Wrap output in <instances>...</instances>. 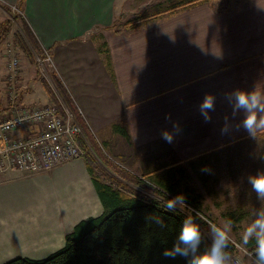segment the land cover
<instances>
[{"label": "crops", "instance_id": "obj_1", "mask_svg": "<svg viewBox=\"0 0 264 264\" xmlns=\"http://www.w3.org/2000/svg\"><path fill=\"white\" fill-rule=\"evenodd\" d=\"M124 1L0 0L19 4L103 155L126 172L151 176L171 161L251 138L237 131L243 114L233 115L224 94L264 91V0L199 3L116 32ZM21 91L13 90L21 104L40 105ZM205 93L216 96L210 123L197 109ZM40 100L46 105L50 98L46 93ZM165 114L183 129L172 144L160 137L161 129L172 130ZM102 212L83 158L49 172L0 173V264L46 258L63 247L77 223Z\"/></svg>", "mask_w": 264, "mask_h": 264}, {"label": "rangeland", "instance_id": "obj_2", "mask_svg": "<svg viewBox=\"0 0 264 264\" xmlns=\"http://www.w3.org/2000/svg\"><path fill=\"white\" fill-rule=\"evenodd\" d=\"M211 1H213V5L225 3L222 5L223 7L233 3V0H210L207 2ZM166 4H168L166 0H125L118 11V21L114 25V29L122 30L121 26L126 20L132 19L142 12L151 15L156 9L162 10L167 6ZM17 10L21 11L19 4L7 6L0 2V23H5V21L9 23L8 34L0 42L1 108L5 109L9 106L10 92L13 90L16 92L17 87L22 90L20 94L29 92L33 94V98L39 99V106L43 103L40 99L47 93V89L54 90L53 94L55 92L57 95L54 97L59 98L63 103L62 92L57 88L55 82L58 80L61 87L63 89L64 87L54 72L52 57L50 56L48 63H43L42 66L39 64L38 59L41 55L34 51L33 46L25 37L24 30L29 33L30 31ZM157 17L155 15L152 19ZM1 28L4 30V27H0V31ZM13 60L17 61L15 66L17 75L11 79ZM50 64L52 65L50 66ZM25 82L30 83V90L24 87ZM30 97L28 96L29 99ZM19 98L22 100L21 95ZM52 103L54 102L50 100L46 105ZM10 116L11 110L8 116H0V121L8 119ZM29 132V128H25L24 131H18L17 134L23 136ZM90 138L83 136L87 154L80 147L82 152L80 158L87 159L86 161L95 170L101 181L127 194L129 192L125 188L131 189L135 193H140L146 200L154 199L164 207H166L168 196L170 199L176 194L182 193L186 198L185 206L187 207L178 205L175 209L176 212L183 216H191L198 224L203 236L210 242L212 238L211 226L213 224L223 226L226 221L230 220V242L226 252L237 257L242 264H256L241 237L244 229L255 219L256 213L264 209V200L257 198L247 182L249 174L255 173L257 170H264V131L255 138L241 140L225 149L205 152L200 156H193L182 161H171L167 164L169 166L163 165L161 168L158 167V169L150 171L151 176L140 174V177L123 171V169L125 175L114 170L113 165L115 164L103 155L96 141L99 138L92 137V135ZM89 139L93 141L94 148ZM105 152L110 156L107 150ZM108 162L112 165H109ZM204 166L211 168V173L202 172L201 169ZM172 173H174L173 176H171ZM132 177L141 180L145 185L138 187L139 184L137 185ZM160 181H168L169 184H173L174 193L166 194L162 186L158 184ZM24 187L19 186V188Z\"/></svg>", "mask_w": 264, "mask_h": 264}, {"label": "trees", "instance_id": "obj_3", "mask_svg": "<svg viewBox=\"0 0 264 264\" xmlns=\"http://www.w3.org/2000/svg\"><path fill=\"white\" fill-rule=\"evenodd\" d=\"M207 1L210 0H166L168 4L162 10L156 9L151 15L144 12L139 13L132 19L126 20L121 28H123L122 30H132L139 24L154 18L155 15L159 18L161 15L173 14L177 10L187 9V7ZM8 24V21L0 23V27H4V30L1 28L0 31V42L8 34ZM24 35L33 46L34 51L42 57L43 51L40 50L33 36L27 30H24ZM55 83L62 92L65 105L74 114L81 128L82 137L78 138V142L87 154L82 138L83 136L90 138L91 134L59 81L57 80ZM49 93L52 95L50 96ZM47 95L52 102L58 104L52 89H47ZM16 101L17 103L21 102L19 96ZM10 110V106L4 109L0 105V116H8ZM90 139L89 142L94 148L93 141ZM86 160L84 159V162L101 203L102 214L97 218H89L77 223L72 231L65 235L63 247L46 258L40 260L14 258L4 264H187V258L177 256L175 259H169L162 255L163 249L171 248L176 242L179 227L187 216H183L175 210L169 211L154 199L146 200L140 193H135L131 189L125 188L129 192L127 194L101 181ZM108 163L112 165L110 162ZM113 166L114 170L125 175L124 170ZM173 175L174 173L171 174V176ZM133 179L137 185L139 184L138 187L145 185L141 180ZM158 184L162 186L166 194L174 193L173 184H169L168 181H160ZM154 192L158 194L155 190ZM158 220L163 221V227L157 222ZM210 245L211 242L207 241L201 232L198 252L206 251ZM246 246L256 263L254 243L249 242Z\"/></svg>", "mask_w": 264, "mask_h": 264}, {"label": "clouds", "instance_id": "obj_4", "mask_svg": "<svg viewBox=\"0 0 264 264\" xmlns=\"http://www.w3.org/2000/svg\"><path fill=\"white\" fill-rule=\"evenodd\" d=\"M174 42V41H173ZM225 99L229 102L233 115L237 111L242 112L243 119L237 128H242L249 137L255 138L257 131L264 130V91L234 89L231 93H225ZM216 108V96L205 93L197 109L203 118L204 123H210L212 117L210 112ZM165 120L171 123L172 130H160V137L166 143L172 144L175 137L182 134L183 129L180 124L173 121L170 114H165ZM221 134L228 132L227 122L221 128ZM202 172L211 173V168L204 166ZM247 182L257 198L264 200V170H257L247 176ZM178 205H186V198L182 193H178L167 200L166 208L174 211ZM161 227L164 226L162 220L157 221ZM231 231V221H226L223 226L213 224L211 226V245L206 251L198 252L201 232L198 224L193 218L188 216L183 219L176 242L171 248H165L162 255L165 258L175 259L177 256L187 258V264H228L230 257L226 252L229 247ZM244 244L254 243V255L256 264H264V209L256 213L255 219L244 229L242 235Z\"/></svg>", "mask_w": 264, "mask_h": 264}, {"label": "built area", "instance_id": "obj_5", "mask_svg": "<svg viewBox=\"0 0 264 264\" xmlns=\"http://www.w3.org/2000/svg\"><path fill=\"white\" fill-rule=\"evenodd\" d=\"M18 12L22 15L21 11ZM42 57L38 59L41 66L50 61L48 52L43 51ZM16 64V60L11 63V79L17 75ZM9 98L11 116L0 121V173L49 172L60 164L80 158L82 152L78 138L82 136V131L74 114L62 100L56 97L58 104L30 108L17 103L13 91ZM25 128H29L30 132L23 136L15 135ZM230 248L233 250L232 245ZM228 255V264H242L234 255Z\"/></svg>", "mask_w": 264, "mask_h": 264}]
</instances>
